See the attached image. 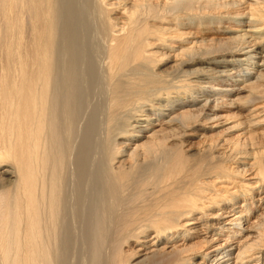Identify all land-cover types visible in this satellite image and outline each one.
<instances>
[{
  "label": "bare ground",
  "instance_id": "6f19581e",
  "mask_svg": "<svg viewBox=\"0 0 264 264\" xmlns=\"http://www.w3.org/2000/svg\"><path fill=\"white\" fill-rule=\"evenodd\" d=\"M263 189L264 0H0V264H264Z\"/></svg>",
  "mask_w": 264,
  "mask_h": 264
},
{
  "label": "rangeland",
  "instance_id": "374dc122",
  "mask_svg": "<svg viewBox=\"0 0 264 264\" xmlns=\"http://www.w3.org/2000/svg\"><path fill=\"white\" fill-rule=\"evenodd\" d=\"M116 15L120 16L119 14H116ZM226 24H233V21H227L223 26L225 27ZM259 25H263L262 22H260ZM259 25H257L258 28H259ZM240 28L241 27H239V30L234 31V32H237V33L243 32V31H241ZM168 53L171 56L167 57V58H164L162 54L159 55L161 58L164 59V62L161 63V68L164 69L166 71V73H172L173 74V73H176L177 71H179V69H181L182 66L178 70L174 71L173 67H174V64H176L175 60H173L174 57H172L174 54V51L173 52L170 51ZM203 65H205L203 62H197V63H191V64L187 65L185 68L195 69V68L201 67ZM227 101L231 102V100H227ZM243 105H244V103L241 102L240 106H243ZM216 114L219 117L221 116L222 119H220L219 117L217 118V120L211 119L205 125L206 126L205 128H202V127H198V128L196 127L195 128V129H198L197 134L184 137V140L186 139L187 144H189L188 145L189 147L187 146L186 150L191 148L190 151L191 150L195 151L197 149L203 148L205 146L203 144H207V141H209L208 139H210L211 137H216V136L220 137L221 135H224V134H228V135H230V137H238V136L243 137L245 134H247L249 132V127L246 125L245 119L242 117L243 114H245V111L241 110L238 103L233 102V103H229L227 105H224L220 109L217 110ZM216 114H215V116H216ZM237 121H243L244 123L242 125H240L237 129L232 130V126L237 124ZM230 130H232V131H230ZM204 135H206V136H204ZM192 148H194V149H192ZM250 161H252V160H250ZM243 164L244 165H242L241 168L250 167V164H245V163H243ZM261 191H264V189ZM262 208H263V205L261 204L255 210L253 209V213H249V214H251L249 216V219L253 220L258 215H260L262 213ZM204 225H200V226H202L201 230H203ZM195 241H197V239H192L189 242L193 243ZM168 250L170 251V250H172V248H170ZM148 260H149L148 256L143 254L142 256L137 258L134 261V263H136V262L140 263L143 261H146V263H147Z\"/></svg>",
  "mask_w": 264,
  "mask_h": 264
}]
</instances>
